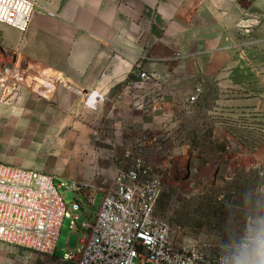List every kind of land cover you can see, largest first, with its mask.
Here are the masks:
<instances>
[{"label": "rangeland", "instance_id": "374dc122", "mask_svg": "<svg viewBox=\"0 0 264 264\" xmlns=\"http://www.w3.org/2000/svg\"><path fill=\"white\" fill-rule=\"evenodd\" d=\"M237 37L228 51L172 60L163 75L149 68L150 79L137 74L142 82L124 99L86 101L81 115L37 99L45 76L16 65L2 45L0 160L91 185L111 182L124 150L141 149L168 168L157 213L174 241L210 255L232 250L264 223V42L251 30ZM61 192L67 204L76 199ZM78 199L86 203L80 224L95 216L101 196L93 205ZM70 221L59 248L68 238L77 244Z\"/></svg>", "mask_w": 264, "mask_h": 264}, {"label": "crops", "instance_id": "0c3cea01", "mask_svg": "<svg viewBox=\"0 0 264 264\" xmlns=\"http://www.w3.org/2000/svg\"><path fill=\"white\" fill-rule=\"evenodd\" d=\"M250 30L264 42V0H39L26 32L0 23V49L45 76L36 96L45 106L81 115L86 101L124 99L142 82L139 70L163 75L172 60L228 51ZM75 247L68 238L48 255L0 242V264H73L64 254Z\"/></svg>", "mask_w": 264, "mask_h": 264}, {"label": "built area", "instance_id": "2783aa9c", "mask_svg": "<svg viewBox=\"0 0 264 264\" xmlns=\"http://www.w3.org/2000/svg\"><path fill=\"white\" fill-rule=\"evenodd\" d=\"M38 7L39 0H0V23L24 33ZM138 75L150 79L146 72ZM167 171L141 149L124 150L111 182L91 185L0 161V242L52 255L69 217L78 239L64 259L73 264H264V223L219 254L176 243L168 221L157 213ZM61 190L74 192L76 199L67 204ZM99 195L95 216L79 224L86 203L78 198L93 205Z\"/></svg>", "mask_w": 264, "mask_h": 264}]
</instances>
